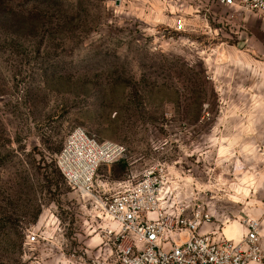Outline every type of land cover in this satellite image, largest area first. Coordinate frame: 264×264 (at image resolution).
I'll return each mask as SVG.
<instances>
[{"label":"rangeland","instance_id":"1","mask_svg":"<svg viewBox=\"0 0 264 264\" xmlns=\"http://www.w3.org/2000/svg\"><path fill=\"white\" fill-rule=\"evenodd\" d=\"M253 63H264V24L245 8L0 0V264H94L114 248L109 220L57 165L79 127L127 148L96 184H132L162 162L169 209L210 210L220 229L264 215V200H245L264 197L263 173L254 188L248 172L264 158L250 156L249 138L236 141V118L252 112L246 92L261 79Z\"/></svg>","mask_w":264,"mask_h":264},{"label":"built area","instance_id":"2","mask_svg":"<svg viewBox=\"0 0 264 264\" xmlns=\"http://www.w3.org/2000/svg\"><path fill=\"white\" fill-rule=\"evenodd\" d=\"M212 1L248 9L264 24V0ZM126 153L123 144L99 140L79 127L69 133L57 154V165L68 185L91 196L97 210L110 222L106 234L114 238V248L97 257L94 264H264L260 219L243 217L245 232L237 241L228 238L223 228L212 227L210 210L168 208L165 200L174 188L165 163L149 166L132 184H96L99 167L120 160ZM28 238L38 241L39 232L29 231Z\"/></svg>","mask_w":264,"mask_h":264},{"label":"crops","instance_id":"3","mask_svg":"<svg viewBox=\"0 0 264 264\" xmlns=\"http://www.w3.org/2000/svg\"><path fill=\"white\" fill-rule=\"evenodd\" d=\"M248 56L254 59L253 55L248 54ZM251 66H252L251 71L253 73L257 72L258 76L261 79L258 81L257 85L252 86L246 92L247 93L246 104L249 105L252 112H251V115L248 117L236 118V126H237L236 141H237V148L238 146H241V148H243L245 141H247V138H249L251 140L250 149L252 151L250 156L252 158H257L259 160V159L264 158V63L263 65H255L253 63ZM244 92L245 91L243 90L242 91L243 95H244ZM248 94H251L252 97L249 98ZM218 121H220L218 122L219 125H223V121H224L223 118H219ZM221 135H224L223 131ZM241 163H242L241 169L244 170L243 160H241ZM251 167H252V171H248V172L252 173V178L250 179L253 185L252 187L259 188L260 182H261L260 174L263 173L264 175V162L261 164H258L257 166L252 165ZM248 199L249 200H264V197L254 195L252 197L245 198V200H248ZM241 200H244V198H241ZM257 218L261 220L260 243L262 247L264 248V215L258 216ZM242 228H243V234H244L245 229L243 226ZM243 234L239 233V234L234 235L232 232H230L228 234L229 235L228 237L238 240Z\"/></svg>","mask_w":264,"mask_h":264},{"label":"bare ground","instance_id":"4","mask_svg":"<svg viewBox=\"0 0 264 264\" xmlns=\"http://www.w3.org/2000/svg\"><path fill=\"white\" fill-rule=\"evenodd\" d=\"M240 223L239 222H237V221H232V222H227L226 224H225V226H224V231L226 232V234L228 235L230 232H232V230L236 227V226H238ZM113 226H115V224L113 223ZM223 231V232H224ZM225 234V233H224ZM225 234V235H226ZM243 234V233H242ZM226 235V236H227ZM229 236V235H228ZM227 236V237H228ZM241 237H242V235H241ZM241 237L238 239V240H240L241 239ZM229 238V237H228ZM233 239V238H232ZM236 240V239H235ZM237 240V241H238Z\"/></svg>","mask_w":264,"mask_h":264},{"label":"trees","instance_id":"5","mask_svg":"<svg viewBox=\"0 0 264 264\" xmlns=\"http://www.w3.org/2000/svg\"><path fill=\"white\" fill-rule=\"evenodd\" d=\"M50 158H51L52 161L54 160V159H53V158H54L53 156H51Z\"/></svg>","mask_w":264,"mask_h":264}]
</instances>
